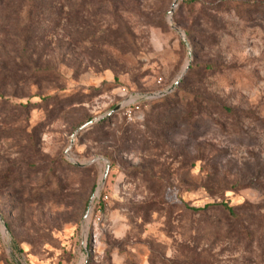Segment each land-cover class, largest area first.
Returning a JSON list of instances; mask_svg holds the SVG:
<instances>
[{
	"label": "rangeland",
	"instance_id": "374dc122",
	"mask_svg": "<svg viewBox=\"0 0 264 264\" xmlns=\"http://www.w3.org/2000/svg\"><path fill=\"white\" fill-rule=\"evenodd\" d=\"M174 3L0 0V264H264V0Z\"/></svg>",
	"mask_w": 264,
	"mask_h": 264
},
{
	"label": "trees",
	"instance_id": "16d2710c",
	"mask_svg": "<svg viewBox=\"0 0 264 264\" xmlns=\"http://www.w3.org/2000/svg\"><path fill=\"white\" fill-rule=\"evenodd\" d=\"M37 7L36 6H32V5H27L26 8H25V10H24V12H23L24 13L25 20L28 22V25H27V28H26L27 30H29L31 28L29 21L31 19V16L33 14H35V11H36ZM49 12H51V11L49 10ZM17 13H18L17 10H11L10 13L6 12L3 17H0V18H3V22H2L1 27H4V28L5 27H12L11 26V24H12L14 27L18 28L17 26H19V24L17 22H15V19L14 18H13V20L11 19V17L14 16L15 14H17ZM20 25H21V22H20ZM28 38L25 39V43H28ZM16 63H17L16 65L14 64V66H16V70L29 69V70H33V73L34 74H35L36 71H38L37 69L36 70L34 69V66H32L31 63L24 64V65H18V62H16ZM12 66L13 65H11L10 67L12 68ZM11 68H10V72H12L11 71ZM9 76H11L12 78H15V76H14L13 73H11V75H9ZM4 77H6V75ZM0 89H1V84H0ZM2 95H4L3 92H0V96H2ZM7 105H9L12 108H18L19 107V108H22V109H25V110H28L31 107L30 106L31 105L30 103H27V104H23V103H20V104H11V103H9ZM105 121H107V119H105ZM98 124L100 125L101 122H99ZM215 206L216 205L208 204L204 208H201L200 210H205V209H208L209 207H215ZM219 206H221L226 211H229L230 213H233V208L230 207V206H228L227 203L222 202L221 204H219Z\"/></svg>",
	"mask_w": 264,
	"mask_h": 264
},
{
	"label": "water",
	"instance_id": "95a60500",
	"mask_svg": "<svg viewBox=\"0 0 264 264\" xmlns=\"http://www.w3.org/2000/svg\"><path fill=\"white\" fill-rule=\"evenodd\" d=\"M177 1H178V0H175V3H174V5H173V7L176 5ZM171 13H173V9H172V12H171ZM170 26H171L172 29H174V30H176L178 33H180L181 36H184L183 32H182L177 26H175L173 23H170ZM184 41H185L186 45L189 46L188 41H187L186 39H184ZM188 67H189V65L187 66V68H188ZM178 83H179V79L177 80V82H176L175 85H177ZM172 89H173V88L169 89L168 91H162V92H160V93H158V94H155V96H164V95H166L168 92L172 91ZM122 108H123V102L120 103V104H118V105H116V106L113 108V110H112L108 115H110L111 113H114V112H116V111H118V110H120V109H122ZM94 121H95V120H92L90 123H93ZM86 126H87V125L80 127V128L77 130V132L80 131V130H82V129H83L84 127H86ZM72 141H73V139H72ZM96 160H97V159H96ZM96 160H93V161H91L90 163H93V162L96 161ZM108 171H109V164H107V168H106V171H105V174H104V179L107 177ZM98 194H99V188L96 190V192L94 193L93 197L91 198V200H90V202H89V205H88V208H87V212H86V214H85V218H87V217L89 216V214H90V210H91V208H92V205H93L95 199L98 197ZM0 221L4 224V221H3V218H2V215H1V214H0ZM5 233H6V235L8 234V230H7L6 228H5ZM83 234H85V232H84Z\"/></svg>",
	"mask_w": 264,
	"mask_h": 264
},
{
	"label": "built area",
	"instance_id": "2783aa9c",
	"mask_svg": "<svg viewBox=\"0 0 264 264\" xmlns=\"http://www.w3.org/2000/svg\"><path fill=\"white\" fill-rule=\"evenodd\" d=\"M154 96L149 95H141L138 93L130 95L124 102H123V109L126 110L128 115H131L133 112L139 110L141 105L148 101L149 99L153 98Z\"/></svg>",
	"mask_w": 264,
	"mask_h": 264
}]
</instances>
